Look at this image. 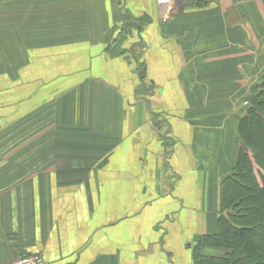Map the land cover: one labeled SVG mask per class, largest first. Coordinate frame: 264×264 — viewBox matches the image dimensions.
Masks as SVG:
<instances>
[{"label":"crops","instance_id":"0c3cea01","mask_svg":"<svg viewBox=\"0 0 264 264\" xmlns=\"http://www.w3.org/2000/svg\"><path fill=\"white\" fill-rule=\"evenodd\" d=\"M260 66L264 0H0V264H194Z\"/></svg>","mask_w":264,"mask_h":264},{"label":"trees","instance_id":"16d2710c","mask_svg":"<svg viewBox=\"0 0 264 264\" xmlns=\"http://www.w3.org/2000/svg\"><path fill=\"white\" fill-rule=\"evenodd\" d=\"M255 91L237 122L232 172L221 180L218 232L195 247L194 264H264V83ZM202 244L223 257L198 255Z\"/></svg>","mask_w":264,"mask_h":264},{"label":"built area","instance_id":"2783aa9c","mask_svg":"<svg viewBox=\"0 0 264 264\" xmlns=\"http://www.w3.org/2000/svg\"><path fill=\"white\" fill-rule=\"evenodd\" d=\"M172 0H158L159 4L168 5ZM9 264H47L39 254L25 255L15 259Z\"/></svg>","mask_w":264,"mask_h":264},{"label":"rangeland","instance_id":"374dc122","mask_svg":"<svg viewBox=\"0 0 264 264\" xmlns=\"http://www.w3.org/2000/svg\"><path fill=\"white\" fill-rule=\"evenodd\" d=\"M263 83H264V70H263V68L261 66L260 67H256V83H255V86H254L255 89L257 87H259ZM250 102L251 101H250V98H249V100L247 101V104L248 103L250 104Z\"/></svg>","mask_w":264,"mask_h":264}]
</instances>
